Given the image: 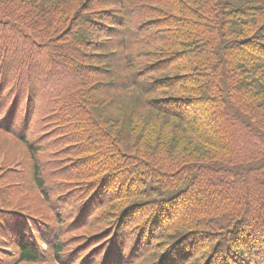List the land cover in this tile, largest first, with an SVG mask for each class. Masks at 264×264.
<instances>
[{
  "label": "trees",
  "instance_id": "obj_1",
  "mask_svg": "<svg viewBox=\"0 0 264 264\" xmlns=\"http://www.w3.org/2000/svg\"><path fill=\"white\" fill-rule=\"evenodd\" d=\"M9 143L0 264H264V0H0Z\"/></svg>",
  "mask_w": 264,
  "mask_h": 264
},
{
  "label": "rangeland",
  "instance_id": "obj_2",
  "mask_svg": "<svg viewBox=\"0 0 264 264\" xmlns=\"http://www.w3.org/2000/svg\"><path fill=\"white\" fill-rule=\"evenodd\" d=\"M63 145L65 147V144H63ZM7 149H9L8 152L4 156L1 155L2 157L0 159V162L3 161V160H6L9 163V159H12L11 163H12V165H15V164H17L16 162L18 160H21V159H23L25 157L23 148H21L19 146H16V148L15 147H11V145L9 143V144H7ZM14 156H16L17 158L15 159ZM55 158L60 161L61 165H67L68 163H71L73 161V159H74L73 156H69V155L66 156L64 154L60 155L59 153L56 154ZM0 171H1V169H0ZM69 180L70 181L71 180L79 181V178L74 177L73 179H69ZM76 185H79L78 182H77ZM26 195H27L26 199L29 202H33V203H35L36 201L39 202V200L41 198L40 194L38 192H36V191H31V192H28V193L26 192ZM41 264H58V263L44 262V263H41Z\"/></svg>",
  "mask_w": 264,
  "mask_h": 264
}]
</instances>
